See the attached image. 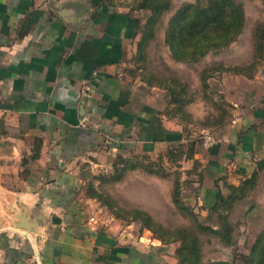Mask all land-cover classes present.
<instances>
[{
	"label": "crops",
	"instance_id": "1",
	"mask_svg": "<svg viewBox=\"0 0 264 264\" xmlns=\"http://www.w3.org/2000/svg\"><path fill=\"white\" fill-rule=\"evenodd\" d=\"M136 35L116 0H0V264H172L159 240L86 221L81 164L187 145L207 209L264 159V60L212 77L228 117L190 141L129 70Z\"/></svg>",
	"mask_w": 264,
	"mask_h": 264
},
{
	"label": "rangeland",
	"instance_id": "2",
	"mask_svg": "<svg viewBox=\"0 0 264 264\" xmlns=\"http://www.w3.org/2000/svg\"><path fill=\"white\" fill-rule=\"evenodd\" d=\"M238 1L245 18L242 34L225 49L191 61L173 51L168 34L178 9L204 6L207 0H116L136 16L129 70L166 90V115L183 124L190 141L203 139L228 117L212 77L233 71L252 75L264 60V39L257 38V46L255 38L263 34L264 0ZM190 152L187 145H178L152 154L118 155L103 164H81L79 197L86 221L98 230L130 229L134 237L155 238L169 251L172 264H188L196 245V264L242 262L264 229V164L236 188L223 187L215 215L220 222L213 225L201 204V171ZM260 244L264 246V237Z\"/></svg>",
	"mask_w": 264,
	"mask_h": 264
},
{
	"label": "trees",
	"instance_id": "3",
	"mask_svg": "<svg viewBox=\"0 0 264 264\" xmlns=\"http://www.w3.org/2000/svg\"><path fill=\"white\" fill-rule=\"evenodd\" d=\"M241 6L238 0H207L204 6H197L196 4L183 6L177 10L172 20L168 34L171 48L178 56L191 61H198L210 51L225 49L244 30L245 18ZM151 22L150 20V25ZM262 33V37L254 34L257 46L260 44L258 39H264V29ZM262 164H264V159L259 161L257 166L261 167ZM227 186L228 188H236L232 184ZM221 200H223L221 188L216 189L214 200L207 208L208 216L211 217L210 223L213 225H218L220 222L218 216L215 215ZM200 226L204 229L207 228L206 225L201 224ZM263 237L264 229L255 238L252 251L245 260L240 263L224 264H264V246L260 244ZM198 260L199 253L196 245V251L189 253L186 262L196 264ZM214 264H223V262Z\"/></svg>",
	"mask_w": 264,
	"mask_h": 264
},
{
	"label": "built area",
	"instance_id": "4",
	"mask_svg": "<svg viewBox=\"0 0 264 264\" xmlns=\"http://www.w3.org/2000/svg\"><path fill=\"white\" fill-rule=\"evenodd\" d=\"M212 142V140L210 139V137H208V139L206 140V143L210 144Z\"/></svg>",
	"mask_w": 264,
	"mask_h": 264
}]
</instances>
